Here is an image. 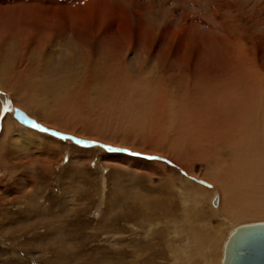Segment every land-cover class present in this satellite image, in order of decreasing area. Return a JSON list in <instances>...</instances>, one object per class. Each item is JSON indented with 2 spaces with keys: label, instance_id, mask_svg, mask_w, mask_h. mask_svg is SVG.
<instances>
[{
  "label": "rangeland",
  "instance_id": "obj_1",
  "mask_svg": "<svg viewBox=\"0 0 264 264\" xmlns=\"http://www.w3.org/2000/svg\"><path fill=\"white\" fill-rule=\"evenodd\" d=\"M47 8L129 28L44 38ZM63 78L70 99L42 87ZM230 86L264 98V0H0V264H220L234 226L264 221V163L191 144Z\"/></svg>",
  "mask_w": 264,
  "mask_h": 264
},
{
  "label": "bare ground",
  "instance_id": "obj_2",
  "mask_svg": "<svg viewBox=\"0 0 264 264\" xmlns=\"http://www.w3.org/2000/svg\"><path fill=\"white\" fill-rule=\"evenodd\" d=\"M89 14H90V12H89ZM35 17L36 16H34V18ZM36 19L40 20L42 22L41 26L43 25L44 30H45L44 38H47V36H49V34L51 33V32L48 33V31L59 30L61 28L62 29L63 28H65V29L70 28L72 31L71 32L72 35L75 37L80 36L83 41H88V40H90V38H92L93 36H97V35L101 36L102 41H104V40L106 41L107 39L113 40V39L118 38V36L121 33H126L125 32L126 28H129V26L128 27L124 26V28H122V27L121 28L120 27L115 28L111 25H103L102 24L103 20L102 21H100L99 19L97 20V16L93 15V12H92V15L78 14V13L69 14L68 12H66V10L64 12L63 9L62 10H60V9L49 10L47 8L46 11H44L43 14L38 15V17H36ZM127 23H128V21H127ZM129 25H130V23H129ZM120 41H122V40H120ZM98 42H100V41H98ZM28 67H29V65H24V66L20 65V68H19L20 70L18 72L20 74H17V75H19V76L24 75L23 71L27 70ZM71 83L72 82H71L70 78H66V79L63 78L62 80L56 79L55 81H52L50 83V85L42 86V87L44 89L49 90L51 92V94H53L54 97L66 100V99H70L69 96H71V95H69V93L72 89V88H70ZM221 91H222L221 93H219V94L217 93L212 98V102H211V103H215V105H216L215 109H218L217 107H219V109H220L219 112H221L215 118V122H216L218 127L216 129L213 128L212 131L210 129L207 131L203 130L202 132L201 131H194L193 135H192V139H191V144L193 145V149L199 150V141L200 142L203 141L204 145H205L206 141H209L212 137H218V139L220 141H218L217 143L221 147V151L219 150L220 156H218V157H220V160H219L220 163L219 162L216 163L215 168L224 169L226 167L225 166L226 163L225 164L222 163L221 158L227 152H228V155H226L225 158H227V156H228V158L233 160L232 166L234 168V170H233L234 172H237L236 170H239L240 168H245L246 170L254 168L258 162H260V164L264 163V98L262 97V94L257 93L256 91H253V97H249L250 99H247V100H246V98H243V100L238 101L239 96L235 97V96H233L234 94L231 95V93H232L231 92V86L230 87H223ZM63 95H64V97H63ZM217 104H220V105H217ZM224 104H227L228 106L225 108ZM261 104H262V107H260ZM236 105L237 106L239 105L240 107H237ZM222 107L225 109L223 110ZM235 107H237L239 109V112H242V113L240 115H238L235 118V120H233V122H230V119L228 118V116L230 114L228 115V112H232V108H235ZM21 110H23V109H21ZM24 112L27 113L26 111H24ZM224 116H226L227 118ZM32 118H34V117H32ZM36 121L38 122V120H36ZM38 123H40V122H38ZM40 125H41V123H40ZM186 130H187V128H186ZM27 134H26V138L28 140H31V138L33 136L32 135L30 136ZM18 137L23 138V137H25V135L21 133V134H18ZM180 142H181V140H180ZM213 144H215V143H213ZM216 148H218V147H216ZM208 170L211 171V174L208 177H212V175L215 173V169L212 168V170H210V169H208ZM226 171H228V170H226ZM258 186H260V185H258ZM232 203L234 204L233 201H232ZM247 207H249V206H247ZM235 208L236 207L234 205L231 207V210L233 211ZM247 209H249L247 212H251L253 210V206H251ZM253 211H259V210L255 208ZM254 214H257V212H255ZM248 215H251V213ZM232 216L237 219L238 217H240V214H239V212H233ZM217 231L219 233V230H217Z\"/></svg>",
  "mask_w": 264,
  "mask_h": 264
},
{
  "label": "water",
  "instance_id": "obj_3",
  "mask_svg": "<svg viewBox=\"0 0 264 264\" xmlns=\"http://www.w3.org/2000/svg\"><path fill=\"white\" fill-rule=\"evenodd\" d=\"M13 117L25 126L45 130L18 107L13 108ZM220 264H264V221L234 226L224 241Z\"/></svg>",
  "mask_w": 264,
  "mask_h": 264
}]
</instances>
